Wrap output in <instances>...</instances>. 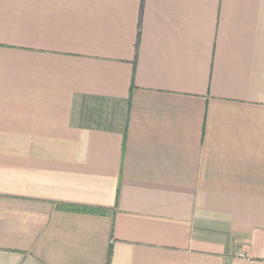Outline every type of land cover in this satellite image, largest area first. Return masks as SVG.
<instances>
[{
  "label": "crops",
  "instance_id": "obj_1",
  "mask_svg": "<svg viewBox=\"0 0 264 264\" xmlns=\"http://www.w3.org/2000/svg\"><path fill=\"white\" fill-rule=\"evenodd\" d=\"M108 263L264 264V0H0V264Z\"/></svg>",
  "mask_w": 264,
  "mask_h": 264
},
{
  "label": "trees",
  "instance_id": "obj_2",
  "mask_svg": "<svg viewBox=\"0 0 264 264\" xmlns=\"http://www.w3.org/2000/svg\"><path fill=\"white\" fill-rule=\"evenodd\" d=\"M65 208H68L70 210H75V211H82V212H98V213H103L104 210L100 208H92L89 206H73V205H68L64 206ZM110 256V253H109ZM109 264V263H108Z\"/></svg>",
  "mask_w": 264,
  "mask_h": 264
}]
</instances>
